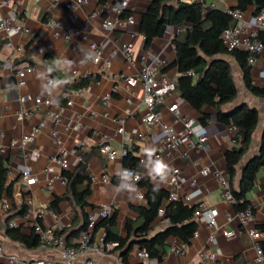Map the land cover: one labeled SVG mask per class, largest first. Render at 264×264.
<instances>
[{"label":"crops","instance_id":"1","mask_svg":"<svg viewBox=\"0 0 264 264\" xmlns=\"http://www.w3.org/2000/svg\"><path fill=\"white\" fill-rule=\"evenodd\" d=\"M67 0H0V23L8 22V29L0 28V145L7 146L10 141L17 140L26 133L31 126L35 125L42 117V112H34L33 115L21 123L15 120V114L19 110L31 109L34 98L50 99L57 103L59 96H65L64 89L79 77L86 74H100L101 79L97 83L90 84L86 89L74 91L69 94L72 106L65 107L61 113V122L53 124L46 119L44 128L37 135L35 141L25 148H13L4 154H0L8 168L7 181L12 183V198L3 195L0 199V245L4 254L14 255L17 258L14 264L33 263L37 259H44L55 263L58 260V253L52 249L26 248L21 243L9 239L6 235V227L9 221H14L21 226L20 230L29 233L30 230L22 223V216L19 214L20 207L25 206L28 200L32 201L33 210L40 215L41 223L44 226L55 227L69 244H78L82 230L81 213L75 209L67 200L58 204V211L53 212L48 208L55 196H62L65 193V183L61 181L62 170L48 162L49 155L65 151L69 168L73 172L79 162L80 153L87 159V173L91 177V194L87 198L88 206L85 211L102 206H109L117 211L115 233L120 237H126V220H136V214L131 210L132 205H138L144 200L136 198L137 192L145 194V188L137 183L127 181L129 187L121 189L119 186V171L122 168L120 155L123 141L128 137L133 138V144L138 147L137 155L144 161L141 169V176L146 177L149 183L157 188H168V174L172 169H179L182 173L179 193L188 195L191 198L189 206L204 203L216 209V223L219 227L214 231L206 224L204 219L195 221L197 237L192 236L189 245L185 246L183 254L171 252V246L180 247L183 243L175 238H169L167 252L159 264H264L257 260V253L254 249L255 241L239 225L237 211L234 206L221 199V188L215 173L226 176V165L224 153L232 146L233 131L220 124L212 108H207L210 115L206 126L198 122L199 113L188 103L182 100L177 93L167 97L163 104L158 107L161 120L166 123L172 122L171 108L177 105L183 115L193 119L191 134L187 141H180L175 149L169 154L163 153L157 159L152 160L155 150L160 146L159 126L150 127L142 118L147 112L146 106L142 103V90L140 85L131 91L124 85V76H134L141 66V57L146 54L160 55L164 59V66L176 61V53L172 39L179 33L173 27L167 28L161 38H155L148 47L144 46V38L139 32L141 13L144 12L151 0H130L128 9L133 11L135 22L123 25L112 32L103 31L101 23L104 18L114 15L113 4L108 6L98 5L95 0H88L86 5L77 8V20L71 21L64 9ZM199 1V0H187ZM204 6L224 10L234 5L231 1L225 0H201ZM99 11V16L92 19L88 28L90 41L99 44L103 49V55L115 49L118 51L121 44L131 42L134 47L136 61L134 65L127 64L119 52L111 59L109 68L101 64H94L91 61V51L88 43L76 39V49L72 50L63 39H55L52 30L47 26L50 18L62 21L64 26L81 27L84 19L92 12ZM251 10L245 12L247 21L252 17ZM250 30V28H249ZM41 41L44 51L39 54L34 48V42ZM10 43V45H8ZM20 49L19 51L17 50ZM52 55L51 63L55 68L57 76L51 78L50 72L45 66L44 55ZM231 62L234 81L238 95L234 102L223 106L224 110H230L238 104L245 103L254 107L259 112V122L252 136V144L244 155L239 166L233 184L237 189L241 167L246 161L258 152L260 137L264 128V98L253 96L245 88L242 81V74L238 65ZM23 64L34 67V71L26 75V82L23 87L17 86L15 76L16 69ZM168 76L176 80L178 73L176 68L170 67L166 72ZM250 75L253 83L264 89V52L258 57L256 63L250 66ZM110 94L111 97L105 100L103 97ZM131 96L132 104L127 105L126 97ZM58 104V103H57ZM60 104V105H64ZM123 120L124 134H116L120 123ZM80 124L79 130L65 129L67 123ZM176 127L185 132L184 127L177 124ZM55 130L58 135V143L53 144L51 132ZM143 135L144 140L138 136ZM101 135L110 138L109 144L117 152L114 161L107 160L98 152ZM206 137L202 149L193 148L189 142L196 144L198 138ZM37 155L36 159L28 160L25 155ZM154 161H163L168 166L165 170V178L157 177L152 179L151 166ZM28 165L32 169V175L36 181L28 184L21 178V167ZM210 167L211 173L202 176L200 171ZM103 177L108 182L103 181ZM52 180V188L48 183ZM63 180V179H62ZM195 180V185L190 182ZM84 186H80L81 190ZM253 211L251 226L256 229L264 224V170L257 173L252 189L246 195ZM3 204L7 207L4 208ZM11 217L7 221L8 217ZM229 217V219H228ZM167 226V219L156 218L152 224V232L163 230ZM233 232L232 237H224L222 230ZM103 230L97 229L93 232L91 247L86 254L101 264H141L136 257V247L129 252L126 261L121 258V251L113 247L103 253L94 250ZM214 235V242H209V236ZM264 234L262 235V239ZM261 239V240H262ZM199 253L204 255L213 254V261L201 263ZM0 264H8L3 259Z\"/></svg>","mask_w":264,"mask_h":264},{"label":"trees","instance_id":"2","mask_svg":"<svg viewBox=\"0 0 264 264\" xmlns=\"http://www.w3.org/2000/svg\"><path fill=\"white\" fill-rule=\"evenodd\" d=\"M98 5L108 6L119 0H95ZM234 3L231 8L241 12L251 10L253 16L264 8V0H225ZM132 13L124 9L120 17L126 18ZM235 25L234 20L224 10L204 6L201 2L187 0H151L144 12L141 13L139 32L144 38V46L148 47L155 38L164 36L167 28L173 27L180 30L172 39L176 53V61L161 68L166 72L170 67H175L178 76L175 80L176 93L199 113L198 122L206 126L210 115L207 108H212L217 121L228 129H235L232 135L233 144L224 153L226 165V178L229 181L231 192L237 203L236 211L250 207L246 198L247 193L254 186L257 173L264 170V128L260 137L258 152L252 155L241 167L240 179L237 189L233 184L239 166L244 155L252 144V136L259 122V112L254 107L245 103L236 105L230 110H224L223 106L235 101L238 95L234 81L231 62L234 61L242 74V81L253 96L264 98V89L256 86L250 75V65L247 63L248 54L242 50L228 51L220 38L224 29ZM2 43H0V48ZM45 66L50 72L51 78L57 73L51 63L52 55H44ZM187 73H191L188 75ZM100 74H87L79 77L65 86V96H59L58 104L66 102L69 94L74 91L86 89L90 84L100 81ZM138 147L135 144L126 150L122 156V168H130L141 171V158L137 155ZM99 152V147H98ZM80 162L73 171H62V179L65 183V193L55 196L48 205L53 212L58 211V204L67 200L81 213L82 224L80 229L87 227L88 206L87 198L91 194V177L87 173V159L80 153ZM8 168L5 159L0 155V199L3 195L12 198V183L7 181ZM84 186L79 190L80 186ZM138 186L145 188L144 202L132 205L131 210L136 214V220H126V237H120L115 233L117 211L112 210L110 215L98 221L93 232L103 230L104 243H116L115 249L121 251V258L126 261L133 247L145 250L152 259L162 262L167 252L169 238H175L185 245H189L196 230V223L192 220L196 205H186L182 201H168V191L157 188L149 183L146 177H141ZM164 210V218L167 226L158 232H152V224L157 218V211ZM25 206L22 205L19 214L22 216ZM10 216L7 221L10 220ZM41 222L40 218L38 219ZM18 227H6V235L9 239L21 243L26 248H37L38 237L30 231L24 233ZM256 229L264 234V224ZM58 235H62L56 231ZM63 236V235H62ZM66 241V239H65ZM68 245L76 246L77 244ZM262 256L264 258V237L259 241ZM32 264V263H29Z\"/></svg>","mask_w":264,"mask_h":264},{"label":"built area","instance_id":"3","mask_svg":"<svg viewBox=\"0 0 264 264\" xmlns=\"http://www.w3.org/2000/svg\"><path fill=\"white\" fill-rule=\"evenodd\" d=\"M39 1V0H36ZM130 0H119L114 4L113 12L114 15L104 18L101 23V28L103 31L112 32L117 28L123 27V25H130L135 22L133 11L126 18H121L120 14L124 9H128V3ZM198 2H201L199 0ZM88 0H67L64 4V9L67 13V16L71 21H76L78 16L76 10L82 5H86ZM202 3V2H201ZM129 10V9H128ZM225 13L229 15L235 22V25L224 29L221 33V40L223 45L228 51L232 50H242L248 54L247 63L250 66H253L258 57L264 52V8L255 15L252 16L249 21L245 18V13L241 12L238 9H233L231 7H226L224 9ZM99 16V11H92L83 21L81 27L76 26H64L61 20L56 18H50L47 21V26L52 30V36L55 39H63L72 50L76 49V39L80 42L88 43V47L91 51V61L94 64H101L105 68H109L111 65V59L117 54L120 53L124 61L129 65H134L136 61V56L134 52V47L131 42H124L121 44L120 48L117 50L112 49L108 51L106 56L103 55L102 47L90 41L88 36V28L92 19ZM8 22L2 21L0 23V28L8 29ZM250 28V30H249ZM10 45V43H8ZM35 50L41 54L44 51L43 44L41 41L36 40L34 42ZM19 51L20 49L17 48ZM141 66L138 70V73L134 76H124L123 82L124 85L131 91L140 85L142 90V103L146 106L147 112L142 118V121L150 126H159L160 134V146L155 150V153L152 156V160L157 159L161 154L167 153L175 149L180 141H187L188 136L191 134L192 125L194 123L193 119L189 118L187 115H183L177 105L172 106V122L166 123L161 120L158 107L164 103L167 97H170L176 93L175 80L168 76L165 73L161 72V68L164 66V59L158 54H146L141 58ZM34 71V67L29 64L20 65L16 71L15 76L17 79V86L23 87L26 82V75ZM190 75L191 73H187ZM87 75L86 73L83 76ZM132 96V91H131ZM131 96L126 97L125 102L127 105L132 104ZM111 97L110 94H106L103 98L108 100ZM72 106V100L70 97L67 98L64 105L57 104L50 99H41L40 97L34 98V104L31 109L19 110L15 114V120L17 123H21L24 120L30 118L33 113L42 112L43 117L30 129L22 134L17 140L10 141L7 146L0 145V154L6 153L8 150L19 147L25 148L26 146L33 143L40 133V131L45 126L46 119L52 121L53 124H58L61 122V113L65 107ZM119 127L116 130V134H124L123 120H119ZM179 124L184 127L185 132L181 131L176 127ZM65 129L79 130L80 124L78 122L73 123L71 126H68L67 123L64 125ZM234 132L235 129H230ZM139 140H144L143 135L138 136ZM51 140L53 144L58 143V135L55 130L51 132ZM99 153L103 155L107 160L114 161L117 158V152L109 144L110 138L106 135H101L99 138ZM206 137L202 136L198 138L196 144L189 142V145L193 148L202 149L205 145ZM133 144V138L128 137L123 141V147L121 149L120 155L123 156L126 153V150L129 149ZM37 155L33 153L32 155H25L26 159H36ZM48 162L54 164L62 171L68 170L69 163L67 160V152L59 151L55 152L48 157ZM141 159V163L143 164ZM21 178L28 184L36 181V178L32 175V169L30 166L25 165L21 167L20 170ZM211 173L210 167H205L200 171L202 176H207ZM120 181L119 186L122 183H127L130 181L132 183H138L141 179V171L130 169V168H121L119 171ZM218 178L220 188H221V199L231 206H234L237 203V200L234 198L231 192V187L226 176L219 173H215ZM182 173L179 169H172L168 174V201H182L185 204L191 202V198L188 195H181L179 193V188L181 185ZM64 183V180L61 179ZM104 182H108L106 177H103ZM195 185V180L190 182V186ZM48 188H52V180L47 185ZM138 200L143 199V194L139 191L136 194ZM4 208L7 207L6 204H3ZM112 208L109 206H102L98 209L92 210L88 213L87 216V227L84 231L81 232L80 241L76 246L68 245L65 241V238L62 235L56 233L55 227L44 226L41 222L38 221L40 215L35 213L33 210L32 201L28 200L25 203V211L22 215V223L32 231L37 237L40 249H52L58 253V260L53 263L44 259H37L32 264H101L91 258L86 257V254L91 251V241L93 237V228L95 224L110 215ZM237 217L239 220V225L248 233V235L255 241L254 249L257 253V260L264 262V258L261 253L259 246V241L262 239L263 233L251 226L253 219V211L251 207H248L244 210L237 211ZM217 212L216 209L208 206L204 203L196 204V207L193 212V219L198 221V219H204L207 225H209L214 231L218 230L219 227L216 223ZM157 218H164V210L160 208L157 211ZM229 219V217H228ZM9 227H18V224L14 221H9ZM222 235L224 237H232L233 232L223 229ZM197 230L193 232V236L197 237ZM103 236H100L97 244L94 246V250L103 253L108 248L116 246V243H104ZM214 235L209 236V242H214ZM185 244H182L180 247L171 246V252L177 254H183L185 249ZM136 257L140 260L141 264H159L155 259H152L149 254L143 249L136 250ZM199 258L201 263L205 261H213L214 255L208 254L204 255L199 253ZM3 259H6L8 264H14L17 261L16 256L14 255H5L4 249L0 245V263ZM29 264V263H26Z\"/></svg>","mask_w":264,"mask_h":264},{"label":"clouds","instance_id":"4","mask_svg":"<svg viewBox=\"0 0 264 264\" xmlns=\"http://www.w3.org/2000/svg\"><path fill=\"white\" fill-rule=\"evenodd\" d=\"M168 169V166L164 164L163 161H154L151 166V175L152 179L155 180L157 177H159L161 180L165 178V170ZM129 185L127 183H122L120 185L121 189L127 188Z\"/></svg>","mask_w":264,"mask_h":264}]
</instances>
